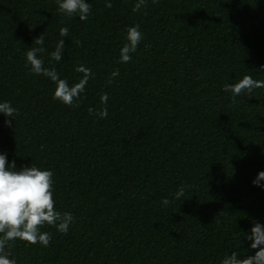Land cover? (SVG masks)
Segmentation results:
<instances>
[{
  "label": "trees",
  "instance_id": "trees-1",
  "mask_svg": "<svg viewBox=\"0 0 264 264\" xmlns=\"http://www.w3.org/2000/svg\"><path fill=\"white\" fill-rule=\"evenodd\" d=\"M85 2L91 13L80 21L56 0H0V102L18 109L0 113V154L16 171H52L55 208L74 217L67 234L41 229L48 247L10 242L9 259L221 264L254 255L246 236L264 225V187L252 183L264 172V88L233 97L223 87L245 75L264 81V0H146L137 12V0ZM136 25L137 51L118 63ZM41 34L44 66L69 85L78 66L91 69L79 107L54 100V82L30 72L26 52ZM61 39L63 58L50 62ZM104 107L106 118L95 115Z\"/></svg>",
  "mask_w": 264,
  "mask_h": 264
},
{
  "label": "clouds",
  "instance_id": "clouds-1",
  "mask_svg": "<svg viewBox=\"0 0 264 264\" xmlns=\"http://www.w3.org/2000/svg\"><path fill=\"white\" fill-rule=\"evenodd\" d=\"M57 11L66 18L78 17L80 21L87 20L91 13L90 3L85 0H56ZM152 3H158V0H152ZM146 5V0H137L133 11L137 12ZM107 8L112 4L106 3ZM60 36L67 37L69 29L63 27L60 29ZM143 38L139 31V26L129 27L126 33V43L120 49L118 63H128L131 61L132 53L137 51V47ZM36 47L28 48L26 52V63L32 74L43 75L54 82L55 90L53 99L65 105L79 107L77 101L81 93L85 91L93 73L90 68L78 66L75 71L82 74L77 83L69 85L66 79H61L54 67H45L43 55L46 49L43 47L44 35H39L35 40ZM65 40L56 42L55 49L49 54L51 61H60L63 58ZM75 44L80 46L81 41L76 40ZM264 69V65L260 66ZM119 75V69L111 72L106 84H111L115 77ZM264 88V81L255 80L250 75H245L234 84H225L223 91L230 92L233 97L245 96L253 92L254 89ZM108 100L107 93L100 97L101 104L106 105ZM89 114L94 113V109H88ZM0 113L5 117L14 118L18 115V109L13 107L10 102H0ZM95 115L100 118H106L107 108H101L95 111ZM5 124L12 126L10 120H5ZM16 165L13 161L9 164L6 160V153L0 154V264H16L15 259H9L10 242L17 239L27 242L28 245L40 244L48 247L52 234L42 232L45 226L56 228L60 233L67 234L70 224L74 221L71 213L60 212L55 208L53 199V172L41 170L36 166L22 167L21 170H15ZM264 181V172H259L252 183L256 186L264 187L261 184ZM185 194V188L181 186L173 195L175 199H180ZM162 203L168 205L170 201L165 198ZM251 241L250 248L257 249L254 255L246 258H238L237 253L233 252L221 261V264H264V225L255 223L250 233L246 236Z\"/></svg>",
  "mask_w": 264,
  "mask_h": 264
}]
</instances>
